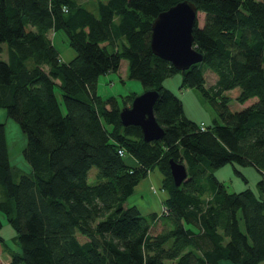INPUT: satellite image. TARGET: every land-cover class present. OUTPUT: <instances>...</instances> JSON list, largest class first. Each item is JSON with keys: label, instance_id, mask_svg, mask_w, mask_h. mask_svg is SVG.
<instances>
[{"label": "trees", "instance_id": "16d2710c", "mask_svg": "<svg viewBox=\"0 0 264 264\" xmlns=\"http://www.w3.org/2000/svg\"><path fill=\"white\" fill-rule=\"evenodd\" d=\"M179 1L97 0L92 11L79 0H0V108L25 134L30 166L13 180L0 121V213L20 247L8 264H264V0H188L204 17L193 29L202 60L185 70L150 48L153 20ZM51 31L65 33L70 60ZM122 60L129 79L159 93L160 140L121 124L119 110L136 93L120 102L97 92L99 76ZM207 70L216 77L209 86ZM176 74L210 105L211 125L184 114L164 84ZM170 158L186 167L179 186ZM226 164L238 174L236 164L254 167L257 192L228 191L214 174ZM155 168L167 197L143 214L127 201Z\"/></svg>", "mask_w": 264, "mask_h": 264}, {"label": "rangeland", "instance_id": "374dc122", "mask_svg": "<svg viewBox=\"0 0 264 264\" xmlns=\"http://www.w3.org/2000/svg\"><path fill=\"white\" fill-rule=\"evenodd\" d=\"M84 3L88 9L94 11L97 0H79ZM204 14L198 13V24L201 26L203 24ZM50 37L55 47L59 50L61 58L65 61L70 60L74 51L68 46L66 35L63 31L50 32ZM0 57L7 58V50L5 44H0ZM126 67V61L122 60L118 72H110L105 75H100L97 82V92L98 94L106 98L108 96H116L120 102L122 96H125L129 92H134L140 94L143 92V87L138 80L129 79L126 73L123 71ZM206 85H211L214 83L216 77L213 72L207 70L205 74ZM123 81H122V80ZM181 77L176 74L165 80V85L172 89L182 100L184 114L191 120L197 123H204V125L209 126L213 123L215 118V113L210 107V105L203 98L201 93L196 88H180ZM239 92L238 88H234L228 91L231 98H235ZM59 96V94H57ZM60 97V96H59ZM255 98H250L245 103H240L237 100H231L229 107L231 110H240L246 105L253 102ZM130 102L127 103L129 105ZM0 121L5 125V135L8 145L9 162L11 166V174L14 181H17L21 173H29L30 166L25 161L23 157L22 150L26 144V136L21 131L20 126L14 120L9 118L6 113L5 108H0ZM238 171L245 177V180L234 171L232 164H226L214 170V174L223 180L227 186L228 191L236 192L245 188H250L257 192L256 182L260 177L257 170L252 166H240L234 165ZM91 174L93 175L95 168H92ZM157 174L159 171L157 168L154 169ZM159 190V187L156 186ZM4 191L0 185V199L3 197ZM129 204L140 205L143 209L148 205L151 208H157V201L154 196L151 195L149 190L145 187V180L142 179L140 184L135 189L134 193L129 197ZM160 208V206H159ZM0 218L2 225L0 227V236L3 238L2 244L0 243V263H7L10 260L11 252H19L20 247L16 241L15 231L12 229L3 214L0 213ZM222 264H230L225 261Z\"/></svg>", "mask_w": 264, "mask_h": 264}, {"label": "water", "instance_id": "95a60500", "mask_svg": "<svg viewBox=\"0 0 264 264\" xmlns=\"http://www.w3.org/2000/svg\"><path fill=\"white\" fill-rule=\"evenodd\" d=\"M198 13L193 2L182 0L161 11L151 24V51L177 70L188 69L202 60V54L193 44V29L198 21ZM158 97L157 90H144L119 110L121 124L138 126L146 142L160 140L165 133L154 116ZM168 163L174 184L179 186L187 177L186 167L172 158Z\"/></svg>", "mask_w": 264, "mask_h": 264}, {"label": "crops", "instance_id": "0c3cea01", "mask_svg": "<svg viewBox=\"0 0 264 264\" xmlns=\"http://www.w3.org/2000/svg\"><path fill=\"white\" fill-rule=\"evenodd\" d=\"M49 36H50V32H49ZM123 71L126 73V67ZM129 162L132 163L133 159L129 158ZM144 180H145V187L147 188V190H149L151 195L154 196L155 200L157 201L156 203L158 205H157V208H151L148 205L147 207H144V209L140 205H137V204L136 205L139 207V209L141 210V212L143 214H149L150 212L159 209V206L162 203V200L167 197V194L164 191V189L162 188V175L160 174V172H158L156 174L154 172V170H152L148 173V175L144 178ZM140 182L135 186V189L140 184ZM156 186L159 187V190L157 189ZM135 189H134V191H135ZM8 262H9V260L7 261V263L2 262V264H8Z\"/></svg>", "mask_w": 264, "mask_h": 264}, {"label": "built area", "instance_id": "2783aa9c", "mask_svg": "<svg viewBox=\"0 0 264 264\" xmlns=\"http://www.w3.org/2000/svg\"><path fill=\"white\" fill-rule=\"evenodd\" d=\"M200 128H201V129H204L203 124L200 125ZM119 153L122 155V154H123V151L119 150Z\"/></svg>", "mask_w": 264, "mask_h": 264}]
</instances>
